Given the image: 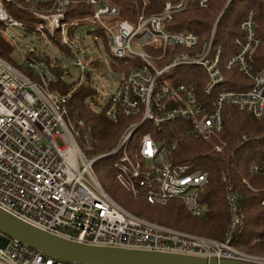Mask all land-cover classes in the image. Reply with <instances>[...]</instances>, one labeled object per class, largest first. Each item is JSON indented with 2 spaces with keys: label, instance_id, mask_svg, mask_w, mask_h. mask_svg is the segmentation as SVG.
<instances>
[{
  "label": "built area",
  "instance_id": "1",
  "mask_svg": "<svg viewBox=\"0 0 264 264\" xmlns=\"http://www.w3.org/2000/svg\"><path fill=\"white\" fill-rule=\"evenodd\" d=\"M190 1L167 2L161 14L140 15L133 23L120 18L119 9L108 0H24L50 5L31 9L37 19L34 31H30L9 12L7 4L14 0H0V37L15 44L10 30L16 27L31 40L44 36L57 47L52 38L60 31L61 42L74 54L57 47L62 54L60 60L56 64L51 60L49 65L34 56L48 54L40 48L30 49L28 54L34 55H27L25 68L32 70V76L0 56V208L45 231L86 244L264 264V254L235 244L242 239L245 216L240 194L233 185L227 187L225 195L230 226L224 239H216L133 213L105 190L95 170L99 159L117 154L115 176L125 189L135 194L144 192L151 204L165 205L179 199L192 215L202 216L207 206L200 198L209 182V172L189 163H176L171 154L178 146L177 140L171 144L158 142L146 133L131 151L134 131L146 121L160 126L183 119L207 138L224 130L228 104L256 118L264 117V68L257 70L254 61L260 39L253 14L240 25L243 36L236 39L239 50L225 62L227 70L238 68L251 85L246 89H224L223 50L214 46L219 18L204 41L193 32H170L165 26ZM196 1L203 8L210 2ZM73 3L90 4L94 13L70 23L66 10ZM100 28L106 34L108 50L102 37L95 34ZM76 30L100 42L104 50L92 58L106 60L112 73H116L111 66L113 57L124 61V65L130 60L139 61L129 71L119 73L121 78L100 108L112 120L120 114L139 120L126 126L116 147L91 157L90 128L83 120L78 121V128L68 115L67 102L74 89L67 94L49 90V85L58 80L51 66L61 64L68 72L63 58L73 59L79 85L88 71L93 80L98 77L99 67L93 64L95 60H89L92 50L84 44L86 40L80 36L78 48L73 38ZM189 67L202 69L206 77L204 92L213 94V100L197 94V81L183 80L181 70ZM97 89V96H102ZM215 149L222 151L220 145ZM253 169L264 175V164L254 163ZM0 264L82 263L50 256L0 231Z\"/></svg>",
  "mask_w": 264,
  "mask_h": 264
},
{
  "label": "trees",
  "instance_id": "2",
  "mask_svg": "<svg viewBox=\"0 0 264 264\" xmlns=\"http://www.w3.org/2000/svg\"><path fill=\"white\" fill-rule=\"evenodd\" d=\"M119 9V17L136 23L138 17L161 14L167 2L177 3L179 0H108ZM50 7L41 2L26 3L24 0H14L7 7L11 15L22 21L30 31L36 17L32 13L33 7ZM94 13L90 4H71L66 10V20L72 23L84 19ZM253 14L255 31L260 44L254 54L256 69L264 68V0H210L205 8L199 6L196 0L189 2L184 10L175 12L173 18L166 23L170 32H193L200 41L209 38L214 24L217 22L214 46L223 50L221 68L225 77L224 89H246L251 85L244 75L233 68L227 70L225 62L239 50L236 39L243 36L240 27L243 20ZM74 28V26H72ZM102 37L106 50L108 42L106 34L100 28L95 33ZM61 33L57 31L53 42L66 54L74 56L71 48L61 42ZM16 45L4 36L0 37V56L13 63V52ZM34 55L30 52L28 56ZM45 60L49 65V56L34 55ZM120 62L121 65H117ZM137 60H130L128 65L124 61L111 58V66L116 73L129 71L138 64ZM95 65L104 64L96 59ZM23 68V67H22ZM58 80L49 85V90L55 93L67 94L74 89L67 102L68 115L78 126L83 120L84 126L90 128L92 148L88 153L93 156L108 152L117 146L119 140L130 123L138 118H131L120 114L117 120L110 119L104 110H95L92 102L98 95L92 73L86 72L85 80L79 85V80L69 81L66 76L67 69L61 64L51 66ZM100 68V67H99ZM30 69H24V71ZM182 78L186 82L194 79L196 91L200 97L207 95L211 100L213 94L204 92L206 77L199 67H189L181 70ZM33 75V73H32ZM224 130L210 137H205L194 130L190 121L175 119L154 126L146 121L134 131L130 140L131 151L139 146L144 134L150 133L156 141L166 140L168 144L178 141L176 149L172 150V159L176 163H189L201 167L209 172V182L201 194L202 203L206 204L205 214L194 216L186 208L183 201L171 199L165 205L151 204L144 192L135 194L125 189L116 179L114 163L118 155L104 157L95 163V170L105 190L123 207L133 213L179 230L196 233L216 239H224L230 226V210L226 203L227 187L233 185L239 192L244 213L245 230L242 239L235 244L249 251L264 252V175L254 172L253 164H264V117L256 118L253 114L241 111L228 104L224 111ZM246 137L244 139L243 137ZM217 145L222 151H217ZM107 161V169L97 171L98 162ZM224 175L227 176L224 180Z\"/></svg>",
  "mask_w": 264,
  "mask_h": 264
},
{
  "label": "water",
  "instance_id": "3",
  "mask_svg": "<svg viewBox=\"0 0 264 264\" xmlns=\"http://www.w3.org/2000/svg\"><path fill=\"white\" fill-rule=\"evenodd\" d=\"M0 231L42 252L82 264H255L153 250L98 246L67 239L34 226L0 208Z\"/></svg>",
  "mask_w": 264,
  "mask_h": 264
},
{
  "label": "rangeland",
  "instance_id": "4",
  "mask_svg": "<svg viewBox=\"0 0 264 264\" xmlns=\"http://www.w3.org/2000/svg\"><path fill=\"white\" fill-rule=\"evenodd\" d=\"M11 36H12V40L15 42L16 48L15 51L13 52V64L16 65L18 68H22V70L24 69H28L25 68V58L28 55V51H30V49L32 48H40V50L42 52H44L45 54H48V56H50L51 60H52V64H56V62L58 63V60H60V55H62L61 53L58 52L57 47L51 46L50 43H48L46 40V38L44 36H40L39 38L37 36L33 37L34 39L31 40L30 36H24L22 31L20 30V28H12L10 30ZM83 34V35H81ZM83 37L86 41H84V44H88V49L92 50L91 54V58L92 57H98L99 53H101V51H103L104 49L102 48L100 42H95L94 38H90L89 36H86V34L81 31L79 33V30H76L74 32V40L76 41V44L79 48V38ZM99 41V39H98ZM89 59L91 62H93L95 59ZM63 61L64 64H67L68 66V72L66 78L69 81H73L76 80L79 76V72L77 70V68L71 63L72 62V58L70 59H66L63 58L61 59ZM104 65L101 66H97L100 67L98 68V77L96 80H94V84H96V86L103 92L102 96L98 97L96 96V98L91 101L92 102V106L95 110H100V108L102 107L104 100L106 99L107 95L110 94L116 83L119 81V79L121 78L120 74L117 73H112L109 71L108 67H106L107 65V61L106 60H102L101 61ZM94 63V62H93ZM32 71V70H31ZM26 72V71H25ZM33 73V72H32ZM32 73L29 72V70H27V74L29 76H32ZM106 84H109L110 86L107 87ZM112 86V88H111ZM89 157L93 156V154L88 153ZM107 161L106 160H101L98 162L97 165V171H103L107 169ZM248 251V250H247ZM257 252V251H256ZM255 253V251H254ZM260 253V252H257ZM261 254H264V252H262Z\"/></svg>",
  "mask_w": 264,
  "mask_h": 264
}]
</instances>
